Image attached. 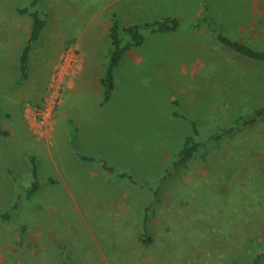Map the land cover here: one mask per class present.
<instances>
[{
	"label": "rangeland",
	"instance_id": "rangeland-1",
	"mask_svg": "<svg viewBox=\"0 0 264 264\" xmlns=\"http://www.w3.org/2000/svg\"><path fill=\"white\" fill-rule=\"evenodd\" d=\"M29 1L0 0V23ZM224 1L210 4L211 25L264 51V34H250L264 31V26H217L221 20L228 26L234 21L221 7ZM69 7L81 10L80 5ZM203 15L185 28L194 31V48L192 39L163 43L151 41L147 34L136 49L155 65L144 63L138 69L122 60L114 71L108 105L93 121L88 119V101L96 99L85 91L98 88L105 67L98 64L99 54L108 53L109 43L102 24L92 23L94 45L85 41L79 50L88 45L95 52L85 51L77 81L84 93L74 113L85 131H74L73 141L56 135V114L82 66L74 43L67 44L53 63L59 39L54 42L46 32L29 54L25 79L11 68L0 70V128L8 134L0 136V152L9 145L19 148L13 166L0 164V211L8 210L11 217L10 226L0 223V264H64L65 260L69 264H231L248 262L247 248L264 251V123L235 130L198 152L187 168L173 172L152 206L148 229L153 242L145 245L139 239L142 212L152 199L147 186L158 183L190 133L189 120L207 137L217 128L233 126L238 115L264 105V63L220 44L200 21ZM131 17L144 20L135 11ZM58 18L64 24L75 20ZM76 18L79 26L87 20ZM67 51L79 68L66 79L62 102L44 128L33 110L44 103L51 77ZM198 52L200 65L191 59V53ZM182 60L186 64L192 60L194 66L181 71ZM43 92L40 101L36 96ZM175 110L185 118L175 117ZM81 152L103 158L116 171L132 175L135 183L106 173L98 162L77 164L74 155ZM29 155L36 159L41 187L27 198Z\"/></svg>",
	"mask_w": 264,
	"mask_h": 264
},
{
	"label": "crops",
	"instance_id": "crops-1",
	"mask_svg": "<svg viewBox=\"0 0 264 264\" xmlns=\"http://www.w3.org/2000/svg\"><path fill=\"white\" fill-rule=\"evenodd\" d=\"M127 1H130V0H39V8L43 9L48 14V20H47L46 26L44 27V29L42 30L40 34V38L37 44L40 43L41 38L43 37L44 34H46V32H48V36L51 37V40H54V42L57 39H59L56 54L53 60V63H54L60 51L69 43H74L76 47L78 48V50L79 48H81L80 45L85 46V41L89 44L93 42L92 45H94V40L93 38H91L93 32L89 31V27L91 26L92 23H96V24L100 23V25L102 24V26L104 27L105 34L107 36L106 41L108 43V35H107L108 29L111 24L112 15L115 14L120 20V22L124 25L142 23L145 21H153V20L161 19L167 16L177 17L181 19L182 21L180 28L178 30L169 32V33H163V34H149V36H147L146 38L150 37V40L151 41L153 40L155 42L161 41L163 43H170V42L176 41L179 37H182L183 39L185 38L192 39L191 46L193 47L194 40H195L194 31L189 30L190 28L187 30L185 29L187 26L190 27V23L192 24L191 19L198 17L201 12L205 11V15L208 17L207 18L208 22L211 21V18L208 16L207 11L211 9L210 4L212 3L213 0H137L138 2L134 1L136 5L128 4L127 6L126 5H123L122 7H120V5L118 6L119 3L127 2ZM225 3H226V6H224ZM75 4L81 6L80 12H77L78 8H76L75 10L74 9L72 10L69 7V6L72 7ZM221 5L223 4L221 3ZM224 5L221 7H223L224 10H227L228 14H232L230 16L234 18L233 19L234 21H232L231 24L228 26L224 20H221V22L217 23V26H222V27L224 26H227V27L234 26L235 27L236 26V29L239 26L240 27L259 26V25L264 26V0H225ZM42 6L43 8H41ZM17 8L18 7H16L15 10ZM132 11H135V13L139 12V14L142 13L144 20H141V21L133 20L131 17ZM228 14H225V17H229ZM60 15H65V17H69L71 20L75 18V20L66 22L64 24V21L58 18L60 17ZM25 16L27 15H20L18 13L17 14L15 13L13 17L4 18L0 23V40H1L0 42V70L3 68L5 69L6 67L9 70L11 68L14 72L19 73L20 79H25L27 77V76L25 78L20 77L19 62H18L20 53L23 47L26 45V42L28 40V32H29V27L31 23L30 18L27 21L25 19L26 18ZM76 17H85V19L87 20L84 24L82 22V24L79 26V19L77 20ZM210 23H212V21ZM76 26H79L78 31L74 30ZM55 33H59L60 36L58 37L57 35H55ZM242 33H243V30H242ZM254 33L258 35L260 34L263 35L264 31L261 29L250 31V34H254ZM90 38L93 41H90L89 40ZM235 40L245 42L244 39H240V38H237ZM37 44L35 46H37ZM183 45L184 44H182V46ZM35 46L33 48H35ZM188 48L190 47H187L185 51ZM88 49H89V46L87 45V49L85 51H88L91 53L95 52V49L93 48V46H92V49H89V50ZM85 51L82 49L79 50L81 54V58H82V66L80 70L78 71V75L76 77L75 83L72 84L66 90L64 103L59 107L57 114H56L57 116L56 118V133L57 134L56 135L59 136L60 134H63L65 138L71 137L72 141L74 140L72 138V134L74 133V131H81V129L85 131V125H82L80 120L78 121L77 116L74 115V113H76L77 100L84 93V90L79 89L77 81L79 80V73L83 70L85 66V63H84L85 60L83 59L87 54ZM191 54H192L191 59L193 61L187 60V64H186L185 60H182L181 71H183V69L186 68V66L187 67L194 66V64H191L190 61L194 63L195 58H196L195 61H197V65H200L199 64L200 63V55H199L200 53L198 52L197 56L195 55V53H191ZM99 55H101L102 57L101 59V57L98 56L100 57V61H98V64L101 66L105 64L104 61H106L108 57V53L100 52ZM145 55L146 54L142 52L141 49H136V48L130 49L123 54L119 64L121 63L122 60L125 59L126 63L135 64L134 68H138V69H140L142 64L144 63L147 65L150 64L154 66L155 61L153 62L152 59L146 60L147 55L146 56ZM53 63L51 65H53ZM119 64L116 66V69L118 68ZM101 77L100 79H98L99 86L97 89H94V91L91 93L90 92L87 93L85 91V94H89V96L91 97L94 96V98L96 99L94 102L88 101L89 106L91 107V113L88 116L89 120H92L93 118L95 119L98 112H100V110L102 111V108L103 110H105L104 107L108 105V101L110 100L109 99L107 102L102 104L104 89L100 82ZM164 83H167V82L164 81ZM43 95H44V92L42 93L40 97L39 96H36V97L37 99L41 101L43 98ZM85 99H88V98H85ZM19 121L22 123L21 126L26 130V125L23 124L24 121L21 116V113L19 115ZM68 125H72V127L71 128L68 127L69 128L68 129L67 128ZM9 134L12 135L11 133ZM0 136H8V134L0 135ZM76 141H79V139L77 138ZM18 151H19V148L17 147L15 148L10 145L7 148L2 147L1 152H0L1 153V157H0L1 166L4 163L6 167L13 166L14 156L18 153ZM81 153L82 155H85V156L95 157L91 154L87 155V154H84L83 152ZM75 155H74V159H75L74 161L76 163L79 162L77 164H83L82 162H80V159L78 158L77 153ZM95 158H101V157H95ZM90 163H96V162H90ZM29 175H30V166H29ZM30 178H31V175H30Z\"/></svg>",
	"mask_w": 264,
	"mask_h": 264
},
{
	"label": "trees",
	"instance_id": "trees-1",
	"mask_svg": "<svg viewBox=\"0 0 264 264\" xmlns=\"http://www.w3.org/2000/svg\"><path fill=\"white\" fill-rule=\"evenodd\" d=\"M16 11L20 15H27L31 20L28 40L18 59L20 77L25 78L27 76L29 54L39 41L40 34L47 24L48 14L39 8V0H30L28 4L18 7ZM207 18L206 15H203V17L200 18V21H204L207 24L210 31L214 34L216 40L220 44L246 58L264 63V51L258 50L245 42L229 38L213 27L211 23L208 22ZM181 23V19L167 16L153 21L124 25L115 14L112 15L111 24L107 34L109 52L100 81L104 89L102 104L107 102L111 97L114 88V71L123 54L130 49L141 46L144 43L147 34L173 32L180 28ZM195 27H199V23H197ZM172 103L177 104V101L174 100ZM173 115L175 117L185 118V116L178 110H175ZM254 123H264V105L254 107L249 112L238 115L233 121V126L228 129L217 128L212 135L207 137L201 135L195 121L189 120L190 133L185 136L177 152L162 171L158 183L147 186L148 190L152 193V199L142 212L141 235L139 239L143 244L150 245L153 242V238L150 237V231L148 229L152 206L159 202L161 187L170 178L172 173L187 168L195 155L198 152L205 151L211 144L219 142L225 136L230 135L239 128L250 127ZM0 135H7V132L0 128ZM78 157L81 161L85 162H99L106 173L122 180L126 179L130 183H135L132 175L126 172L116 171L113 166L109 165L102 158H95L81 154H79ZM28 159L30 164L31 182L25 192L27 198L32 196L41 187L36 159L33 155H29ZM0 223L8 226L11 225V217L8 210L0 211ZM252 243H254V245L256 244L255 241ZM247 252L250 256L248 262L240 263L233 260L231 264H261L264 257V251L254 252L253 248H247ZM64 264H69V262L65 260Z\"/></svg>",
	"mask_w": 264,
	"mask_h": 264
},
{
	"label": "built area",
	"instance_id": "built-area-1",
	"mask_svg": "<svg viewBox=\"0 0 264 264\" xmlns=\"http://www.w3.org/2000/svg\"><path fill=\"white\" fill-rule=\"evenodd\" d=\"M61 61L51 77L44 103L41 106H36L33 110L35 120L44 128L48 125V120L62 102L66 79L74 76L79 68L77 62H75L68 51L63 54Z\"/></svg>",
	"mask_w": 264,
	"mask_h": 264
}]
</instances>
